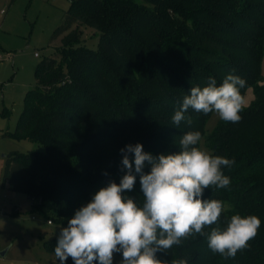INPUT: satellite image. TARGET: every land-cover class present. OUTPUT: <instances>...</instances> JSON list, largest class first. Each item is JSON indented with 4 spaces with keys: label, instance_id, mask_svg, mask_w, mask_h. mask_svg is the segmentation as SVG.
<instances>
[{
    "label": "trees",
    "instance_id": "obj_1",
    "mask_svg": "<svg viewBox=\"0 0 264 264\" xmlns=\"http://www.w3.org/2000/svg\"><path fill=\"white\" fill-rule=\"evenodd\" d=\"M86 27L99 33L97 49L85 45ZM58 37L56 55L36 67V86L11 134L45 151L11 152L3 187L27 195L38 208L53 203L56 220L67 226L97 191L120 183L127 172L121 149L140 143L153 156L173 154L185 133L199 131L211 155L234 160L222 168L230 185L203 193V199L222 201L224 211L204 235L157 251L156 258L163 264H264V0H70ZM228 74L246 81L244 97L254 92L239 122L219 118L209 132L215 113L190 108L191 125L172 123L192 87L207 86L209 77L219 86ZM127 155L134 172V153ZM150 170L146 163L143 172ZM135 175L124 195L142 206ZM235 214L255 215L261 226L247 249L225 259L209 249L208 236ZM57 238L45 241L48 252L54 253Z\"/></svg>",
    "mask_w": 264,
    "mask_h": 264
},
{
    "label": "clouds",
    "instance_id": "obj_2",
    "mask_svg": "<svg viewBox=\"0 0 264 264\" xmlns=\"http://www.w3.org/2000/svg\"><path fill=\"white\" fill-rule=\"evenodd\" d=\"M246 81L228 74L219 86L209 77L207 86L192 87L182 105L172 116V123L191 125L185 114L191 108L203 114L216 113L225 122L237 123L246 106L241 93ZM199 131L185 133L179 141V151L158 157L143 151V145H127L122 164L127 172L120 183L110 182L97 191L92 200L79 208L60 229L54 255L60 264L71 258L73 264H113L120 253V264H163L157 251L180 245L195 234L204 235V228L216 224L224 211L220 200L203 199L205 189L227 188L230 178L222 168L231 167L234 160L213 156L197 145ZM127 153H134V172L140 176L143 204L126 197L136 182L133 163ZM150 172L145 174V164ZM261 226L255 215H232L223 229L212 228L208 247L225 259L235 258L249 247ZM172 264H187L184 259Z\"/></svg>",
    "mask_w": 264,
    "mask_h": 264
},
{
    "label": "rangeland",
    "instance_id": "obj_3",
    "mask_svg": "<svg viewBox=\"0 0 264 264\" xmlns=\"http://www.w3.org/2000/svg\"><path fill=\"white\" fill-rule=\"evenodd\" d=\"M69 6L70 0H0V12L5 11L0 15V264H59L54 253L44 247L45 241L67 227L56 220L55 205L45 202L42 208L36 207L37 202L27 195L5 189L2 176L11 152L45 151L42 144L11 134L23 112L26 94L36 86V67L54 57L61 45V37L54 40L53 35ZM84 37L88 48H98L96 30L84 28ZM245 99L249 106L254 100L253 89H248ZM218 120L215 113L207 125L209 132ZM201 149L210 153L204 139ZM121 260L122 255L115 253L113 264Z\"/></svg>",
    "mask_w": 264,
    "mask_h": 264
},
{
    "label": "built area",
    "instance_id": "obj_4",
    "mask_svg": "<svg viewBox=\"0 0 264 264\" xmlns=\"http://www.w3.org/2000/svg\"><path fill=\"white\" fill-rule=\"evenodd\" d=\"M4 14H5V11L2 10V11L0 12V15L2 16V15H4ZM35 55H36V56H39L38 53H36ZM2 60H3V55L0 53V61H2ZM49 223H51V221H49Z\"/></svg>",
    "mask_w": 264,
    "mask_h": 264
},
{
    "label": "crops",
    "instance_id": "obj_5",
    "mask_svg": "<svg viewBox=\"0 0 264 264\" xmlns=\"http://www.w3.org/2000/svg\"><path fill=\"white\" fill-rule=\"evenodd\" d=\"M8 190V189H7Z\"/></svg>",
    "mask_w": 264,
    "mask_h": 264
}]
</instances>
